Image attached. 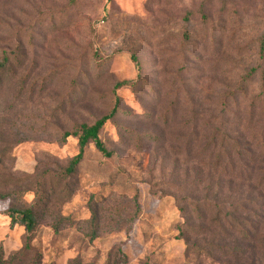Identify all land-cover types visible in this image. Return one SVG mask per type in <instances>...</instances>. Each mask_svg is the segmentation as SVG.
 <instances>
[{
  "label": "rangeland",
  "instance_id": "obj_1",
  "mask_svg": "<svg viewBox=\"0 0 264 264\" xmlns=\"http://www.w3.org/2000/svg\"><path fill=\"white\" fill-rule=\"evenodd\" d=\"M263 36L264 0H0V62L9 57L0 74V192L31 190L18 201L0 199L5 257L26 238L8 208L33 203L43 172L59 173L79 152L78 138L63 143L62 134L109 114L116 83L128 80L134 84L116 91L117 113L100 134L112 156L89 145L72 198L53 200L43 215L32 242L41 264H104L117 247L129 264H264V104L256 111L251 104L260 74L237 87L261 63ZM214 138L225 140L223 150H214ZM217 193L253 230L240 259L207 244L203 256L188 252L181 233V204L216 203ZM189 214L202 224L192 206ZM68 215L73 221L57 232L56 220ZM203 224V235L188 234L190 244L242 240L228 225Z\"/></svg>",
  "mask_w": 264,
  "mask_h": 264
},
{
  "label": "trees",
  "instance_id": "obj_2",
  "mask_svg": "<svg viewBox=\"0 0 264 264\" xmlns=\"http://www.w3.org/2000/svg\"><path fill=\"white\" fill-rule=\"evenodd\" d=\"M260 53H261V63L258 67L252 68L247 75H245L238 84L239 90H244L247 82L250 83L256 73L260 74L261 84L259 87V93L253 98L252 106L253 111H256L258 107L264 104V36L260 39ZM134 62L137 65V68L140 67V62L136 55L132 56ZM9 61L8 55H4L3 61L0 62V74L2 72L7 71V63ZM134 84L132 81H120L117 82L113 93L115 94V105L111 109L110 113L102 116L97 119L93 124L81 123L75 125L71 130L65 131L60 137V141L65 143L68 141L70 137L78 138V146L79 152L69 161L67 166L62 169L59 173L51 172L49 170H45L42 174V177L35 182L34 190L35 197L33 203L30 205H18L11 206L8 208L7 213L11 218V226L14 227L16 225H20L24 227L26 232L25 244L24 246L15 252L9 258H6L4 255L3 246L0 245V264H41L42 254L35 250L33 239L36 231L38 230L41 220L43 219V215L46 214L50 209L49 206L52 204V201H61L60 205H64L67 201H69L73 196V191L75 190V185L73 184V177L76 175L80 165L84 160L85 149L93 144L96 150L102 153L105 157L110 158L112 156V152L109 151L106 143L101 138L100 134L104 129L107 122L112 119L118 109L119 97L116 95V91L124 86H128ZM231 95V94H229ZM131 131V130H130ZM131 134H135L134 131H131ZM212 144H214V150L219 148V151L225 148V140L222 144L217 145V138L212 140ZM235 147V146H234ZM237 148V147H236ZM235 148V149H236ZM241 152H239L240 154ZM224 156H228L232 158V150L227 149ZM223 154H218V160L215 163V167L218 169L222 166L221 158ZM238 154V155H239ZM260 156H264V141L262 143V147H260ZM257 154V155H259ZM2 155V154H1ZM0 155V156H1ZM2 161V158L0 159ZM2 163V162H0ZM231 165L230 163L228 166ZM225 171V170H224ZM34 176H28V178H32ZM27 179V177L25 178ZM31 190L26 189V191H11V192H0L1 200H10V201H18L23 198L27 192ZM219 194H216V203L213 201H209V198L205 197V199H193L190 200L187 204H181L180 211L183 217H185V222L181 225V233L185 232V237L188 242V252L190 249L194 253H197L199 256L205 255L204 245H209L212 248V251L218 250L221 255L227 259H240L246 256L248 252V247L244 246L243 241H251L253 239L254 233L252 228L248 226V222L240 223L236 216H233V212L228 210H224L222 208V204L218 201ZM23 200V199H22ZM181 202L182 199H179ZM66 201V202H65ZM135 204V212L132 215L130 222H134L140 212V204L137 200V196L133 198ZM64 203V204H63ZM95 200L91 197L89 200L88 207L90 208V218H89V227L90 233L88 235L89 241L92 243L97 238V229H98V213L95 208ZM190 206L193 207L194 212L199 220V226L194 225V219L192 215L189 214ZM47 210V212H46ZM47 215V214H46ZM73 216H60L56 220L55 229L58 232V226L63 222L73 221ZM209 221L211 225L219 227L223 225H228L236 230V232L241 236L242 240H239L238 236L232 242L223 243V244H215L211 242H207L205 239L204 244L202 246L198 245V243H191L188 238L189 233H193L194 235H203L204 229L207 228L203 223ZM234 223V224H233ZM187 233V234H186ZM193 246V247H192ZM130 258L128 254L121 248L117 247L116 249L111 250L104 264H129ZM228 264L232 263L227 262ZM70 264H83V261L80 258L74 259Z\"/></svg>",
  "mask_w": 264,
  "mask_h": 264
}]
</instances>
